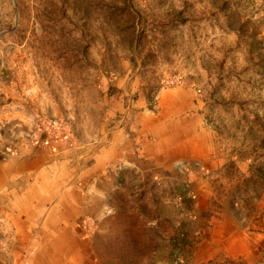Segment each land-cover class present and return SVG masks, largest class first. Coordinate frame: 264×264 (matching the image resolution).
Listing matches in <instances>:
<instances>
[{
	"label": "rangeland",
	"instance_id": "rangeland-1",
	"mask_svg": "<svg viewBox=\"0 0 264 264\" xmlns=\"http://www.w3.org/2000/svg\"><path fill=\"white\" fill-rule=\"evenodd\" d=\"M172 91L197 105L206 161L153 154L142 135ZM119 128L124 160L88 171ZM20 148L73 178L79 231L105 264H190L215 212L262 264L264 0H0V159Z\"/></svg>",
	"mask_w": 264,
	"mask_h": 264
},
{
	"label": "crops",
	"instance_id": "crops-1",
	"mask_svg": "<svg viewBox=\"0 0 264 264\" xmlns=\"http://www.w3.org/2000/svg\"><path fill=\"white\" fill-rule=\"evenodd\" d=\"M157 100L160 112L156 125L142 128V135L157 138V143H152L153 154L178 155L183 149L180 155L187 158L209 159L210 136L202 129L191 94L160 93ZM129 139L126 129L113 130L108 145L95 154L88 171L101 173L105 165L123 161ZM138 142L147 150L144 141ZM58 168V163L47 156L25 148L0 159V264H103L90 237L79 231L81 194L73 188V178ZM222 259L260 264V256L239 222L215 212L189 263L208 264Z\"/></svg>",
	"mask_w": 264,
	"mask_h": 264
},
{
	"label": "trees",
	"instance_id": "trees-1",
	"mask_svg": "<svg viewBox=\"0 0 264 264\" xmlns=\"http://www.w3.org/2000/svg\"><path fill=\"white\" fill-rule=\"evenodd\" d=\"M263 171V169H260V172H262ZM262 177H263V179H264V174H262ZM182 196H185V194H181ZM188 242H187V236L185 235V234H183V238H182V240H181V242H177V247L179 248L181 245L182 246H186V244H187ZM97 255V254H96ZM97 257L100 259V256L99 255H97ZM181 258H177L176 260H174V261H171V262H169L168 264H172V263H174V262H179V260H180ZM101 260V259H100ZM102 261V260H101ZM103 262V261H102ZM103 264H105V263H103Z\"/></svg>",
	"mask_w": 264,
	"mask_h": 264
},
{
	"label": "built area",
	"instance_id": "built-area-1",
	"mask_svg": "<svg viewBox=\"0 0 264 264\" xmlns=\"http://www.w3.org/2000/svg\"><path fill=\"white\" fill-rule=\"evenodd\" d=\"M70 145L72 146V145H73V143H71ZM175 264H180V263H179V262H176ZM262 264H264V262H263Z\"/></svg>",
	"mask_w": 264,
	"mask_h": 264
}]
</instances>
